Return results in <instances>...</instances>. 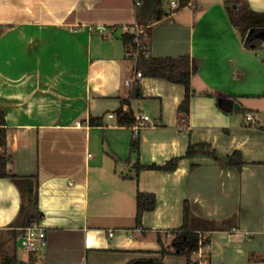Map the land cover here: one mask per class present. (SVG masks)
<instances>
[{
    "label": "crops",
    "instance_id": "crops-1",
    "mask_svg": "<svg viewBox=\"0 0 264 264\" xmlns=\"http://www.w3.org/2000/svg\"><path fill=\"white\" fill-rule=\"evenodd\" d=\"M134 1L0 0V106L14 154L7 169L20 177L18 183L0 178V264L12 254L32 264L160 257L158 238L172 246L185 200L205 237L192 264H264V129L256 122L258 107L249 104L264 99V60L254 55L264 29L252 30L257 45L247 46L225 0H189L183 7L174 0L168 12L160 0ZM246 1L264 12V0ZM135 25L148 30L150 56L188 55L197 64L187 117L178 114L181 84L142 76L136 97L135 84H125L138 71L122 35ZM224 100L238 109L224 107ZM122 105L149 118L135 137L138 152L130 150L132 126L117 123ZM242 109L252 120L239 119ZM90 118L101 123L90 125ZM189 142L207 143L221 158L238 150L244 164L237 169L201 151L173 171L137 173V164L184 155ZM28 181L47 231L37 253L17 244ZM137 191L156 197L141 225ZM162 263L188 264L176 254L162 256Z\"/></svg>",
    "mask_w": 264,
    "mask_h": 264
},
{
    "label": "trees",
    "instance_id": "trees-1",
    "mask_svg": "<svg viewBox=\"0 0 264 264\" xmlns=\"http://www.w3.org/2000/svg\"><path fill=\"white\" fill-rule=\"evenodd\" d=\"M178 7H183L188 4L189 0H176ZM233 4L236 7H233ZM225 5L228 12V17L231 24L239 31L240 36L245 40V45H249L251 42L257 45V40L255 41L251 36L250 32L252 30L264 29V12L254 11L250 8L246 0H225ZM161 15L157 17L159 19ZM148 31V30H147ZM146 31V33H147ZM2 28L0 27V34ZM134 35L131 33H126L122 35V40L125 44H128L132 47L133 52H135V43L133 41ZM143 43L146 46V49L140 50L136 60V70L141 73V76L145 77H157L163 78L169 82L181 84L184 87L185 94L184 99L178 107V114L184 117H187L189 114L190 100L192 97V86H191V77L197 70V64L188 56L183 55L176 58L172 57H163L155 58L150 56L148 42L143 38ZM148 53V54H146ZM134 95L137 94V89L139 86L134 85ZM139 93V92H138ZM207 95H212L208 93ZM222 97V96H217ZM118 125L132 126L135 122V118L131 112L123 113L121 109H118L115 112ZM101 123L100 118H90V125H98ZM261 129H264V124L260 126ZM130 150L138 152L139 150V140L133 138L130 142ZM206 151L210 154L214 160L223 161L228 166L236 167L240 169L244 164L242 160L241 152L234 150L231 154L227 155L224 158L217 156L214 150H210V145L207 143H191L189 142L184 155L179 157H174L165 162L162 165H141L137 164L136 171L137 173L142 169H156L163 171H173L176 169L178 162L182 158H191L195 156L198 152ZM14 154L10 152L7 148V128L6 120L4 116L3 109L0 106V178H10L14 182L18 183L20 177L16 173H11L7 169L8 163L12 162ZM22 179V178H21ZM28 178H23L26 181ZM26 204L24 206L25 210V219L28 226L33 222H38L39 220V210L37 204V191L36 189L32 192H29L25 187ZM156 197L153 193L148 192H136V212H135V222L136 225H141V218L144 212L151 211L155 208ZM198 225L196 224V217L193 215L190 203L185 200L183 202V221L182 225L171 231L175 236L172 241V246H166L163 241L158 238L160 241V257L153 258H143L137 259L129 262L128 264H163L162 256L166 254H176L184 255L187 259V263L191 264L192 255L198 251L199 248V236L197 232ZM172 247V248H171ZM33 262L29 259L27 262H18L15 254H12L7 257V260L2 264H32Z\"/></svg>",
    "mask_w": 264,
    "mask_h": 264
},
{
    "label": "built area",
    "instance_id": "built-area-1",
    "mask_svg": "<svg viewBox=\"0 0 264 264\" xmlns=\"http://www.w3.org/2000/svg\"><path fill=\"white\" fill-rule=\"evenodd\" d=\"M134 3L138 5L140 2L139 0H135ZM170 5L174 7L176 5V2L174 0H171ZM130 33L134 35L133 41L135 43V48H136L134 52V56L136 58L140 50L146 49V46L143 43V36L145 35L146 32L143 30V28H140L137 25H135L132 28H130ZM141 77H142L141 73L138 71L135 73V77L131 80H126L125 84L128 86H132L138 83ZM120 109L123 113H129V112L132 113V111L127 105H122ZM132 114L135 118V122L132 125V137L135 138L138 136L140 130L148 125L149 118L147 115L141 113L133 112ZM107 116L109 118H112L114 117V114L109 113ZM246 119L252 120V117L246 116ZM109 234H111V232ZM203 238L205 239V237H202V241H201V238L199 236V247L204 244ZM17 244L26 253H37L42 251L47 245V231L45 227L42 226L39 222H33L28 226H23L19 228L17 232ZM205 246L207 247L208 244L206 243Z\"/></svg>",
    "mask_w": 264,
    "mask_h": 264
},
{
    "label": "rangeland",
    "instance_id": "rangeland-1",
    "mask_svg": "<svg viewBox=\"0 0 264 264\" xmlns=\"http://www.w3.org/2000/svg\"><path fill=\"white\" fill-rule=\"evenodd\" d=\"M160 8L165 11L168 12L169 8H170V0H160ZM254 55L256 57L259 58V60H264V44L262 46L257 47L256 49H254ZM250 105H254V107H258L259 112L256 113L255 117L257 119V123H261L264 124V99L262 98H255L253 101L249 102ZM246 116V112L243 111V109L241 111H239V119L240 120H244V117ZM246 123H248L246 121ZM24 208V207H23Z\"/></svg>",
    "mask_w": 264,
    "mask_h": 264
},
{
    "label": "water",
    "instance_id": "water-1",
    "mask_svg": "<svg viewBox=\"0 0 264 264\" xmlns=\"http://www.w3.org/2000/svg\"><path fill=\"white\" fill-rule=\"evenodd\" d=\"M233 7L235 8L236 5L233 4ZM223 106L226 107V108H231L233 107L234 109H238V104L236 103H233L229 100H224L223 102ZM28 190L31 192L32 191V181H28Z\"/></svg>",
    "mask_w": 264,
    "mask_h": 264
}]
</instances>
